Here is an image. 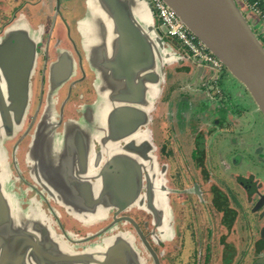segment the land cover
<instances>
[{
	"label": "flooded vegetation",
	"instance_id": "obj_1",
	"mask_svg": "<svg viewBox=\"0 0 264 264\" xmlns=\"http://www.w3.org/2000/svg\"><path fill=\"white\" fill-rule=\"evenodd\" d=\"M144 6L157 29L148 0ZM17 20L30 24L36 53L26 123L31 133H17L5 142L8 183L25 206L49 211L62 235L80 248L124 229L133 236L145 264H264V181L244 167L243 152L250 146L245 130L260 112L240 83L233 92L238 102L230 104V97L216 88L218 77L205 70L197 74L201 65L191 63L173 39L161 52L168 58L157 66L148 120L137 131L142 137L140 152L153 161L154 170L141 172L140 194L130 206L111 207L97 217L83 216L86 202L77 204L85 192L82 184L69 185L66 174L56 184L60 190H55L41 171H50L51 163L60 166L63 157L75 161L74 174L84 172V178L100 182L106 162L124 144L101 143L102 63L99 55L90 52L85 35L94 23L89 0H0V36ZM92 44L95 48L93 34ZM167 50L180 55H168ZM169 73L176 74L170 82ZM253 107V117L241 124L238 120L244 122L247 108ZM232 117L238 122L233 123ZM87 119L94 150L87 151V164L81 169L77 162L83 143L74 132ZM35 137L41 138L39 142ZM223 139L232 146L228 151L232 164L221 147L215 152L214 146ZM146 173H151L149 182ZM154 186L166 200L163 217L156 215L148 199Z\"/></svg>",
	"mask_w": 264,
	"mask_h": 264
},
{
	"label": "water",
	"instance_id": "obj_2",
	"mask_svg": "<svg viewBox=\"0 0 264 264\" xmlns=\"http://www.w3.org/2000/svg\"><path fill=\"white\" fill-rule=\"evenodd\" d=\"M162 1L245 88L264 119V45L234 0ZM89 7L94 23L85 35L90 52L99 55L102 63L101 143L113 147L124 144L106 162L100 182L84 178V172L74 174L75 161L63 157H59L60 166L51 163L50 171L41 172L55 190H60L56 184L64 181L66 174L69 185L82 184L85 192L77 204L86 202L83 216L97 217L111 207L122 210L130 206L140 194L141 172L155 168L140 152L142 137L137 131L148 120L149 101L158 83L157 66L168 57L161 53L165 52L164 40L141 0H89ZM35 66V34L27 21L17 20L0 36V264H145L126 230H118L98 244L76 247L57 230L46 209L25 206L9 188L5 142L12 140L24 124ZM88 120L74 132L75 139L83 143L77 162L81 169L87 164V151L94 150ZM45 122L42 119L40 124ZM40 139L35 137V142ZM150 174L146 173L148 182ZM156 188L148 192V199L156 215L163 217L166 200H161Z\"/></svg>",
	"mask_w": 264,
	"mask_h": 264
},
{
	"label": "rangeland",
	"instance_id": "obj_3",
	"mask_svg": "<svg viewBox=\"0 0 264 264\" xmlns=\"http://www.w3.org/2000/svg\"><path fill=\"white\" fill-rule=\"evenodd\" d=\"M145 1L146 0H141V4L144 5ZM237 8H238V6H237ZM238 9L241 11L243 16L245 17L246 21L250 25V27L253 30V32L257 35L259 40L264 45L263 37L261 35V34L264 35V30H263L262 26L260 24H258V22H257V24H255L256 23L255 18L251 17L247 12L241 10L240 8H238ZM169 74L171 75L170 78H169V82H170L172 80V76H175L176 74H173V73H169ZM216 77H218V80H219V82H217V87L216 88H218V89L220 88L223 91L222 94L226 95L227 97L228 96L230 97V101H229L230 104L237 103L238 100L236 98V95L233 92H234L235 88H237L239 82L237 80H235L230 75V73L226 70V68H223V72L222 73L220 72L219 74H217ZM174 90L176 91V90H179V89L175 88ZM167 95H168V93H166V96ZM169 96H171V100L174 102L175 101V97H173V93L170 94ZM254 112H255L254 111V107L253 108H247L246 113H248V114H244L245 115L244 122H242L241 120H238V121H240L241 124H243V123L247 124L248 123V118H250L254 114ZM243 116H241V119L243 118ZM28 118H29V110L27 112V116L25 118L24 124H23L22 128L20 129V132H18V134L22 133L23 135L29 136V134L31 133V130H30L31 126H27V124H26L28 122L27 121ZM253 120L254 121H251V123L253 125L252 126H247V129L245 130L247 144H249L250 146L245 148V149H243L244 161L247 162V163H244V167L245 168H251L253 174L257 178H259L260 180L264 181V166H263L264 163H262V161H261V160L264 161V119L262 118V115L260 113L259 114L257 113ZM238 121H237V119H234L232 117V122L233 123H236ZM30 123L32 124V121ZM5 146L7 147L8 145L5 144ZM219 147H221V149H222L221 151H222L223 154L226 153L227 159L230 160V158L228 157V151L232 148V146L229 144V142L227 140L223 139V141L216 143V145L214 146L215 152H216V150ZM256 150H257V152H256ZM7 151H8V149H7ZM8 162H9V152H8ZM229 162L232 164L231 160ZM7 169L9 170V167H7ZM9 188L11 189V186H9ZM48 213L51 216L49 211H48ZM248 214H251V212H248ZM51 218H52V216H51ZM55 227L57 228L56 224H55ZM57 230H58V228H57Z\"/></svg>",
	"mask_w": 264,
	"mask_h": 264
},
{
	"label": "built area",
	"instance_id": "obj_4",
	"mask_svg": "<svg viewBox=\"0 0 264 264\" xmlns=\"http://www.w3.org/2000/svg\"><path fill=\"white\" fill-rule=\"evenodd\" d=\"M156 14L161 32L169 38L177 40L185 48L191 58L200 65L206 66L219 74L224 66L211 54L207 48L184 26L176 14L171 11L162 0H148ZM241 10L255 18L264 30V14L257 1L234 0ZM216 76V75H215Z\"/></svg>",
	"mask_w": 264,
	"mask_h": 264
},
{
	"label": "crops",
	"instance_id": "obj_5",
	"mask_svg": "<svg viewBox=\"0 0 264 264\" xmlns=\"http://www.w3.org/2000/svg\"><path fill=\"white\" fill-rule=\"evenodd\" d=\"M250 1H252V0H250ZM158 22V21H157ZM156 27V26H155ZM157 34L164 40V46H171V44H172V41H173V39H171V38H168V37H166L162 32H161V30H160V28H159V23H158V27H157ZM160 33V34H159ZM175 40V39H174ZM175 42L178 44V47L179 48H181L182 50H184L185 52H186V55L188 56V59H190L192 62L191 63H193V64H199V63H197L196 61H194L192 58H191V56H190V54H189V52L185 49V48H183L182 46H181V44L177 41V40H175ZM170 48H172V47H170ZM175 48H177V47H175ZM181 49H178L177 48V50H178V52L181 50ZM168 51V50H167ZM178 52H175V51H168V55H176L177 57H179L178 56V54L180 55V53H178ZM189 61V60H188ZM200 65V64H199ZM196 70V69H195ZM201 70H205L206 71V74H210L211 76H212V78H214V76L215 75H217V74H214V72L212 71V70H210L209 68H207L206 66H203V65H201L200 66V70L198 69V70H196V73L197 74H200L201 73ZM221 73L223 72V70L222 71H220Z\"/></svg>",
	"mask_w": 264,
	"mask_h": 264
},
{
	"label": "trees",
	"instance_id": "obj_6",
	"mask_svg": "<svg viewBox=\"0 0 264 264\" xmlns=\"http://www.w3.org/2000/svg\"><path fill=\"white\" fill-rule=\"evenodd\" d=\"M252 1H257L258 3H259V7H260V9L263 11V14H264V1L263 0H252ZM154 11V10H153ZM262 35V37H263V41H264V35L263 34H261ZM263 44V43H262Z\"/></svg>",
	"mask_w": 264,
	"mask_h": 264
}]
</instances>
